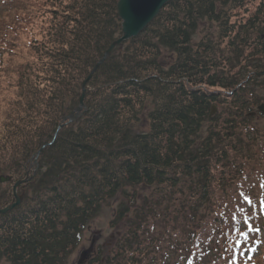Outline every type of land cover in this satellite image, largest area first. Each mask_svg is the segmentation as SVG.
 Wrapping results in <instances>:
<instances>
[{"label":"trees","instance_id":"trees-1","mask_svg":"<svg viewBox=\"0 0 264 264\" xmlns=\"http://www.w3.org/2000/svg\"><path fill=\"white\" fill-rule=\"evenodd\" d=\"M117 2L0 0V95L12 92L0 104V209L27 179L0 215V264H66L117 198L110 226L124 231L86 264H264V128L251 127L264 0H170L98 67L80 116L64 122L121 36ZM35 18L44 34L18 63L10 50ZM201 24L215 35L193 43ZM245 213L260 229L247 241L233 236Z\"/></svg>","mask_w":264,"mask_h":264},{"label":"rangeland","instance_id":"rangeland-1","mask_svg":"<svg viewBox=\"0 0 264 264\" xmlns=\"http://www.w3.org/2000/svg\"><path fill=\"white\" fill-rule=\"evenodd\" d=\"M250 15V14H249ZM247 15L246 17H249ZM243 16V14H242ZM45 23V20L43 18H35L33 22V26H31L29 29L22 30L19 32V40L16 46L10 51H15L13 56L15 57V60L20 63L24 60H28L27 56L29 53L28 49V43L31 39H38L43 36V28H41V25ZM215 27L209 25V24H201L198 28V30L195 32V35L193 36V43L199 42L202 37L205 34H211L215 35ZM8 57V56H7ZM5 56V59L7 58ZM171 56L170 53L167 51L163 52V57L161 58V62L164 66H167L170 62ZM2 84V83H1ZM5 86V82L2 84ZM256 94L263 99L261 103H264V90H260L259 88H256ZM12 95V92L10 90L2 91V94L0 95V104H3L6 100L5 97H10ZM256 108H253V111H255ZM262 117V118H261ZM261 117H255L253 121L251 122V127H255V129L263 130L264 128V115H261ZM150 191L149 189H141L139 191V198H149ZM117 201H119V198L116 200L110 202L108 205H105L100 213V215L95 218L92 223L89 225V227L84 231L82 240L76 250L73 252V254L69 257L66 264H77L78 260L80 259L81 254H86V260L83 264H86L89 258H92L94 254H96V251L99 247L106 249L111 248L114 243L116 242V239L120 237V235L124 231V227L115 226L111 227L110 222L113 218L114 209L117 205ZM158 212H155L157 214ZM157 232H162L165 234V230L163 228L159 227V230ZM211 258H208L207 260L210 261Z\"/></svg>","mask_w":264,"mask_h":264},{"label":"water","instance_id":"water-1","mask_svg":"<svg viewBox=\"0 0 264 264\" xmlns=\"http://www.w3.org/2000/svg\"><path fill=\"white\" fill-rule=\"evenodd\" d=\"M170 0H118L116 9L118 17L121 20V36L110 44L108 49L103 54L101 60L92 69L87 79L82 83V94L79 97V106L75 109L74 114L64 118L63 121L70 123L74 122L79 116L84 107L83 98L86 89L87 81L92 77L98 67L116 50L122 43L139 36L145 28L156 18L161 9ZM264 72L258 73L257 76H263ZM258 111L264 114V105L258 108ZM213 114V110H212ZM40 153V151H39ZM38 153V154H39ZM36 164V162H35ZM34 174L30 177L33 178ZM9 181L8 178L0 177V183ZM27 179L18 181L13 185L12 191L15 202L6 208L0 209V215L6 214L21 204L22 197L18 195V187L25 183ZM86 254H81L77 264H83Z\"/></svg>","mask_w":264,"mask_h":264},{"label":"snow or ice","instance_id":"snow-or-ice-1","mask_svg":"<svg viewBox=\"0 0 264 264\" xmlns=\"http://www.w3.org/2000/svg\"><path fill=\"white\" fill-rule=\"evenodd\" d=\"M261 188H264V183L261 184ZM239 196L242 199L244 204H247L249 206H251L253 204V201L247 195H245L244 192H240ZM235 211L244 212V209H243V207H237L235 209ZM260 211H261V214L264 215V200L260 201ZM250 219H251V217L247 213H245L243 220H242V226L241 227L243 228L246 226V230H241V228H234L233 229V236L238 235L239 237L242 238L243 241H247L249 239V233H255L258 235L260 232V229L258 227L253 228L252 224L249 222ZM232 221H233V223H235V221H236L235 215L232 216ZM239 246H240V240H237V247H239ZM250 251H255V249H250ZM240 255H241V257H244L243 252H241ZM246 259L250 260L251 257L249 256ZM229 264H236V257L235 256H233V258L231 259Z\"/></svg>","mask_w":264,"mask_h":264}]
</instances>
